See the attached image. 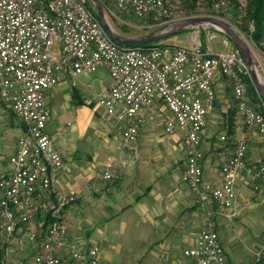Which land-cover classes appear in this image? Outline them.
<instances>
[{"label": "built area", "instance_id": "built-area-1", "mask_svg": "<svg viewBox=\"0 0 264 264\" xmlns=\"http://www.w3.org/2000/svg\"><path fill=\"white\" fill-rule=\"evenodd\" d=\"M107 1L119 13L138 20L152 18L163 25L171 17L165 0ZM215 7L225 9L228 4L222 1ZM208 27H192L189 47H127L113 39L89 0H0V99L24 125L9 158L10 172L0 178V233L7 241L19 234L21 248L28 241L37 244L35 264H63L65 254L78 262L100 264L99 248L93 245L85 249L72 240L61 219L64 209L77 201L76 193H62L56 200L52 197L55 175L64 168V158L47 131L51 114L47 95L68 74L95 73L103 68L111 85L89 103L96 101L108 117L125 125L122 144L133 162L136 154L129 150L142 126L161 122L166 134L175 130L183 134L188 158L182 182L198 195L205 210L195 245L184 255L196 264H227L208 205L214 203L220 212L231 211L230 218L238 217L240 177L244 174L255 183L263 181L264 156L250 163L247 139L236 140L231 157L221 166L223 183L218 187L204 179L201 146L208 116L216 108L215 84L225 79L231 83L243 126L260 135L264 147V98L260 90V84L264 86V34L259 50L247 43L252 70L239 50L215 52L210 42L216 34ZM237 34L245 40L244 33ZM231 43L230 38L222 41L225 46ZM250 84L257 102L249 96ZM221 140L226 141V136ZM97 178L107 183L119 179L112 160L99 167ZM255 189L259 185L255 184ZM39 215H50L52 220L48 225L45 219L36 224ZM253 264H264L260 252Z\"/></svg>", "mask_w": 264, "mask_h": 264}, {"label": "crops", "instance_id": "crops-1", "mask_svg": "<svg viewBox=\"0 0 264 264\" xmlns=\"http://www.w3.org/2000/svg\"><path fill=\"white\" fill-rule=\"evenodd\" d=\"M102 5L105 20L113 30V23L108 22L109 17L116 18L118 26L122 24L138 32L147 33L160 25L152 18L140 23L141 20L130 15H125L123 20L116 15L118 11L112 2L103 0ZM55 50L59 52L58 44ZM71 76L66 75L62 82L65 88L55 94L56 103L65 110L60 132L52 135L48 131L52 121L51 111L47 127L55 148L64 158V168L55 175L52 197L56 200L60 194L70 192L77 195V201L62 213L61 219L68 235L72 240H80L85 249L96 245L100 264H116L115 256L125 254V248L127 254L124 258L127 261L122 264H196L193 259L183 260L174 253L181 244L184 252L194 247L205 214L198 195L182 182L188 158L183 134L179 130L166 134L161 122L142 126L137 141L129 150V153L136 154V161L133 162L122 144L125 125L105 115V109L97 106L96 101L92 102V106L89 103L91 98L88 99L84 92L77 89V85H73L75 80ZM230 85V81L225 79L215 84L216 108L208 116L207 134L201 146L204 179L218 187L223 183L221 166L231 157L236 140L247 139L250 163L255 164L264 156L262 137L243 126ZM90 86L87 87L91 89ZM67 89L70 96L65 99ZM22 125L16 128L20 132L12 144L10 156L15 152V143L24 131ZM67 127L70 129L67 130ZM9 129L12 130L11 127ZM92 129L93 135L89 136ZM222 136H226L227 140L222 141ZM77 138H87L88 145L92 146L86 161L76 159ZM109 160L114 162L119 179L107 183L98 180L97 173L99 167ZM10 169V166L5 170L0 168V178L7 175ZM255 184L259 185L258 190ZM263 191L264 180L255 183L242 174L237 185L238 217L230 218L228 214L231 211L220 212L214 203L208 205V211L212 212L217 225L227 264H253L258 252L264 258V248L256 249L251 244L245 249L241 245V241L248 242L246 237L250 236L240 234L244 227L238 224L242 218L246 223L256 221L264 224V214H260L264 198L259 201L255 195ZM245 210L251 214L246 219ZM44 219V215L38 216L36 224ZM19 237L16 234L4 245L7 256L3 264H26L28 260H31L30 264H35L37 244L31 242L23 249L18 243ZM257 238L264 242L262 237ZM120 241L122 243L117 246ZM63 258V264H88L72 259L69 254Z\"/></svg>", "mask_w": 264, "mask_h": 264}, {"label": "rangeland", "instance_id": "rangeland-1", "mask_svg": "<svg viewBox=\"0 0 264 264\" xmlns=\"http://www.w3.org/2000/svg\"><path fill=\"white\" fill-rule=\"evenodd\" d=\"M226 1L228 4V7L225 9H217L216 4L219 2ZM90 2V1H89ZM167 6L170 9L171 12V17L167 20L166 24H161L158 27L155 28V30L150 31V32H138L135 30L128 29L125 25L123 26V32L124 35L127 37H132V38H137V39H144L152 36H157L161 35L164 32L168 31L170 27H173L175 24L179 23L181 20L179 19H184V17H197V18H214V19H219L223 21L224 23L228 24L234 31H241V28L239 27V21L235 18V16L232 14V4L228 0H220L217 2L212 8L208 9L203 2H199L196 6V9H190L187 6L186 0H165ZM239 2L243 3L244 0H239ZM95 9V8H94ZM119 17H121L123 20H125V15L116 13ZM112 20V17H109L108 20ZM132 19V18H130ZM108 21L113 23V28H114V22ZM145 20V19H144ZM144 20H141L140 23H143ZM137 20H135L136 22ZM139 22V21H138ZM164 26H166L165 29H162ZM211 32L216 34V38L210 42L211 46L213 47V50L215 52H221V51H236L239 50V48L235 45V43L232 41L231 46H225L222 44V41L226 38H229L225 33H222L220 31H217L215 28L212 26L208 27ZM114 31L119 33L115 28ZM193 29L189 28L188 30H183L182 32H176L174 36L170 37L171 35H167L165 38L160 39L158 41H155L154 44L156 45H176V46H181V47H189L193 43ZM243 33V32H242ZM123 35V33H121ZM173 35V34H172ZM245 40L243 39V42L247 46V48L250 50L249 45L247 44L248 42L250 43V46L253 47L255 50H259V46L254 45L251 38L247 35L244 34ZM231 39V38H230ZM203 40L206 41L205 36H203ZM69 78V77H68ZM73 80L77 83V89L81 90L82 92L85 93V95L89 98L95 99L98 96H100L105 88L110 87L111 85V77L109 76L107 70L101 68L95 73H88V72H83L77 76H71ZM91 85V89H89L87 86ZM65 88V85L60 83L59 86H56L55 88L51 89L48 92V106L50 111L52 112V121L49 125V133L52 135H57L58 132H60V129L63 125L62 118L64 117V112L65 110L59 106L58 103H56L55 100V94L56 92H61V89ZM67 92L65 93V99L70 96V90L67 89ZM230 92V91H229ZM231 93V92H230ZM105 112V110H104ZM103 113V110H102ZM12 113L9 110V107L5 105L1 99H0V168L2 170L9 168V157L10 154L12 153V144L14 143L15 138L17 137V134H19L20 130L16 129L19 125H21V120L17 117L11 116ZM106 115V112H105ZM12 128L9 129V128ZM70 129V127H67V130ZM93 135V129L91 132H89V136ZM86 137V136H85ZM75 142L77 143V148H76V159L78 160H83L86 161L88 160L87 157L90 155V152L92 150V146L88 145L87 138L86 139H75ZM16 144V143H15ZM257 194V195H256ZM256 197L258 200L262 201L264 198V191L260 193H255ZM264 203L261 205L260 208V214H264ZM247 217L248 218L251 214L246 211ZM37 219V218H36ZM244 218L239 220L238 224H240L242 227H244V231L240 232V234H244L245 236H250L246 237L249 239L248 242H245V236L241 245H243L246 249V246H251L255 247L256 249H263L264 248V242L263 240L257 238V237H262L264 239V224H259V222L253 221L251 224L246 223L243 221ZM37 222V220L35 221ZM263 235V236H262ZM76 242L80 243V240L74 239ZM122 243L121 241L117 243V246ZM7 244L6 238L0 233V247H4V245ZM34 245H36L33 242ZM29 245H31V242L28 241L25 243V247L27 248ZM23 246V247H24ZM24 247V248H25ZM175 247V246H174ZM23 248V249H24ZM125 254H120L118 253L115 258L114 262L116 264H122L125 261L124 256L127 254V248L124 249ZM174 253L178 256H180L183 260L188 258L184 255V248L183 245H179L175 248ZM27 255V254H26ZM25 255V256H26ZM7 255H5L6 257ZM24 259V258H23ZM28 259H31L28 257ZM31 260H28L26 264H30Z\"/></svg>", "mask_w": 264, "mask_h": 264}, {"label": "trees", "instance_id": "trees-1", "mask_svg": "<svg viewBox=\"0 0 264 264\" xmlns=\"http://www.w3.org/2000/svg\"><path fill=\"white\" fill-rule=\"evenodd\" d=\"M219 1L220 0H186V3L190 9L195 10L199 2L205 3L206 7L210 9ZM228 1H230L232 4V7H233L232 14L239 21V27L241 28V31L245 35L251 37L252 41L256 45L259 46L261 43L263 34H264V0H244L243 3L242 2L240 3L239 0H228ZM102 3H103V0H102ZM89 6L95 13L96 17L101 21L99 15L97 14L91 2H89ZM112 21L114 22V28L120 34L121 33L124 34L123 32L124 28L121 25L118 26L116 18L112 17ZM165 28L166 26H164L162 29H165ZM174 35L176 34H173L170 37ZM119 44L122 46H127V47H141L145 49L157 47V46H165V44L156 45L154 44V42L147 43V44H141V45H136V44L130 45V44H123V43H119ZM166 46H172V45L166 44ZM249 96L252 98L254 102H257V99L255 97V88L251 84L249 86ZM91 105L94 106V103H92ZM13 116H15L14 113H13ZM22 127H24V125H22ZM45 220H46V225H48L50 221L52 220V218L50 215H48L47 218H45ZM4 259H5V248L3 247L2 249H0V264H3Z\"/></svg>", "mask_w": 264, "mask_h": 264}, {"label": "water", "instance_id": "water-1", "mask_svg": "<svg viewBox=\"0 0 264 264\" xmlns=\"http://www.w3.org/2000/svg\"><path fill=\"white\" fill-rule=\"evenodd\" d=\"M92 4L95 7V10L97 11V14L99 15L101 22L103 26L109 31L111 36L115 41L118 43H123V44H130V45H141V44H147L151 42L158 41L160 39L165 38L167 35H172L176 32H180L182 30H186L189 28H192L197 25H208L212 26L215 29H219L222 33H225L231 40L235 43V45L239 48L240 53L244 57V59L247 61V63L250 65L252 70H254V64H253V59L250 54L249 49L241 39V37L226 23L219 19H214V18H197V19H190V20H185L182 22H179L175 24L173 27H170L168 31L164 32L161 35L157 36H152L144 39H137V38H131L124 36L122 34H119L115 32L109 24H107L105 17H104V10H103V5L100 0H90ZM260 90L261 94L264 98V86L260 84Z\"/></svg>", "mask_w": 264, "mask_h": 264}]
</instances>
